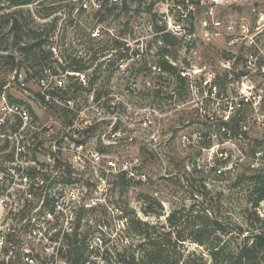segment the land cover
<instances>
[{
  "label": "rangeland",
  "instance_id": "1",
  "mask_svg": "<svg viewBox=\"0 0 264 264\" xmlns=\"http://www.w3.org/2000/svg\"><path fill=\"white\" fill-rule=\"evenodd\" d=\"M124 1L36 0L31 4L14 5L12 0H4L5 12L20 11L19 16L23 18L25 26L27 24L26 27L30 31L24 33L28 34L24 37L25 41H32L36 36L46 41L42 49H34L30 55L24 54L20 49L23 43L8 39L10 24L0 20V47L9 48L8 51L0 49V54L16 55V63L0 56V98L6 94L10 99L14 97L26 103L33 111H40L34 97L22 90L14 80L16 72L22 71L27 75L33 93L38 89L34 78L44 66L63 69L64 66L68 67L75 57L80 59L85 67L90 66V76L92 72L104 76L109 73L105 71L104 65L115 64L117 60V41L131 50H153L151 60L158 61L160 44L157 39L160 35H157L156 30L158 26L166 27L170 32L177 33L176 45H168V54L179 71L162 77L160 83L164 86L159 87L155 76L144 73L146 70L136 71L134 74L139 82L138 92L127 91L125 85L129 83L128 80H122L118 76L112 79L116 91L127 100L148 108V115L153 113L152 122L144 127V132H157L159 141L156 145H150L143 139H138L130 145L111 146L106 149V153L118 162L128 160L129 165L136 170L134 177L115 173L100 178L92 166L80 171V175L77 173L78 183L71 190L76 193L83 192V200L87 199V202L97 200L98 203L94 208H87L80 217L84 218L88 226L89 239L101 234L109 246L115 244L121 248L133 242L137 244L139 236L129 232L126 215L128 218H140L151 224L166 226L161 230H169L171 224L167 217L172 210L179 209L181 219L178 226H193L199 220L195 217L197 211L207 207L206 203L201 202L203 198L198 193L205 183L210 191L209 205L212 204L211 200L220 204L221 215L230 220V226H237L235 222H241L246 217L244 208L247 203V180L252 175L264 174V170H258L252 165L255 149L264 148V129L253 126L248 137L249 144L236 139L227 140L220 135L218 141L211 142V145H219L216 144L214 151L207 154V158L214 156L218 167L233 162L238 164L234 168L226 169L222 175L215 172L216 167L205 166L197 170L193 161L197 154L202 153L201 145L190 141L201 133L205 136V144H210L209 131L217 129L219 123L214 125L201 116V110L197 107L200 102L186 101L189 100L188 82L183 90L179 89L180 94L176 100L179 105L171 103L166 96L167 90L179 85L178 73L181 70L191 72L189 80L193 83L209 76L225 89L230 78H241L245 73L244 62L248 53L259 54L260 61L264 63V0L215 2L217 17L237 23L244 20L251 32H256L255 45L248 46L240 41L236 52L230 51L223 39L215 42H206L203 39L201 21L208 15L211 0H127L129 9L123 8ZM152 4L154 5L151 9ZM53 46L57 47L56 53L51 50ZM102 62L100 69L95 71L98 69L97 65ZM117 74L123 75L120 72H116ZM147 81L154 83L155 87L150 89L151 85H148ZM253 81L254 84L263 82L260 77ZM158 90L163 91L165 97L161 93L159 96L162 97H159ZM215 107L217 108V104L213 106ZM219 108L220 119L227 108L223 102ZM247 115H252L250 110ZM238 116L240 115L235 113L231 117ZM242 119L245 120L243 117ZM250 120L253 121V118ZM97 133L95 131L93 136ZM88 141L90 148L96 147V141L92 137ZM259 141H262L261 145ZM98 147L102 148L100 143ZM141 174L146 176L143 178ZM221 193L223 196L219 197ZM259 210L264 218V200ZM100 224L103 227H100ZM95 229L97 231L92 236L90 233ZM180 230L182 235H187L188 230ZM233 230L224 237V240L230 239L229 253L237 250L244 236L248 234L247 232L239 235L238 226ZM210 237L212 238L213 234ZM133 249H137V246ZM183 249H186L187 255L196 254L197 264H213L206 247L188 239L184 241V245L177 246L174 252ZM217 264H221L220 261ZM245 264H264V257Z\"/></svg>",
  "mask_w": 264,
  "mask_h": 264
},
{
  "label": "built area",
  "instance_id": "2",
  "mask_svg": "<svg viewBox=\"0 0 264 264\" xmlns=\"http://www.w3.org/2000/svg\"><path fill=\"white\" fill-rule=\"evenodd\" d=\"M217 1L211 0L208 15L201 21L203 39L206 42L223 39L232 52H236L240 41L248 46L255 45L256 32H251L246 21H226L215 15ZM161 27L164 29L156 30L160 35L158 61L151 60L153 50H131L120 43L116 46L119 50L115 64L104 65L109 72L107 75L92 72L90 76V66L84 70L44 66L34 78L38 86L34 93L27 75L16 72L14 80L34 97L40 111H33L26 103L11 100L6 94L1 95L0 264H118L119 245L109 246L101 234L93 236L96 229L89 239L88 226L80 217L87 208L96 207L97 200L87 202L83 200V192L71 189L78 183L77 173L80 175L87 166H92L100 178L115 173L135 176L136 170L129 161L118 162L106 153L108 147L130 145L138 139L150 145L158 143L157 132H144V127L152 122L153 113L148 115V108L127 100L116 91L112 79L118 76L128 80L127 91L138 92L139 82L134 74L146 70L144 73L155 76L159 87L164 86L160 83L162 77L174 73L164 68L162 60L177 65L169 54L162 56L161 49L167 46L163 34L168 32L177 37V33ZM51 50L56 53L57 47ZM228 63L230 65V61ZM102 65L103 62L98 64L95 71ZM244 66L241 78H230L225 89L209 76L193 83L189 80L191 72L181 70L178 88L167 90L168 100L179 105L176 101L179 89L183 90L188 82L189 100L186 101L200 102L197 107L201 116L214 125L219 123L217 129L209 131L210 144H205V136L201 133L190 141L201 145L202 153L193 161L197 170L216 167L215 172L222 175L238 164L233 162L218 167L214 156L207 158L218 144L211 145V142L218 141L220 135L247 144L253 126L264 129V63L259 54L251 52ZM116 72L126 76L116 75ZM259 77L263 82L254 84L253 79ZM147 84L151 85L150 89L155 87L151 81ZM160 93L165 97L164 92L158 90L157 95ZM221 102L227 110L219 119ZM216 104L219 109L213 108ZM249 110L251 116L247 115ZM235 113L240 116L232 118ZM95 131L98 133L93 136ZM91 137L96 141L95 148H90L88 139ZM98 143L102 148L99 149ZM263 149L257 147L254 151L252 165L258 170H264ZM141 176L144 178L146 174Z\"/></svg>",
  "mask_w": 264,
  "mask_h": 264
},
{
  "label": "trees",
  "instance_id": "3",
  "mask_svg": "<svg viewBox=\"0 0 264 264\" xmlns=\"http://www.w3.org/2000/svg\"><path fill=\"white\" fill-rule=\"evenodd\" d=\"M36 0H12L14 5L31 4ZM154 4H152L151 9ZM103 7V5H102ZM124 9H129L130 4L127 0L123 3ZM6 6L4 0H0V20H4L10 24L9 38H12L15 43H23L20 48L24 54L30 55L34 49H42L46 39L33 38L32 41H25L24 34L28 31L27 24L25 26L23 18L19 16L20 11L5 12ZM151 11V10H150ZM27 29V30H26ZM164 29L161 26L157 27V30ZM33 37V36H31ZM163 38L167 44L166 47L161 49L162 56L168 54L170 51L168 45H176L177 37L168 32H164ZM120 45V42L117 41ZM8 51V47L1 48ZM1 57H7L16 63V55L11 53L7 55H1ZM98 59V58H97ZM96 59V60H97ZM176 59V58H175ZM164 68L172 73H176L177 67L174 66L167 59L162 60ZM68 67L76 70H84L85 66L78 58H73ZM65 68V67H64ZM1 94V91H0ZM11 97V96H10ZM16 100V98L11 97ZM248 182V190L246 193V206L244 213L246 217L241 222H235L239 227V235L248 232L237 250L228 252V240H224V237L232 233L235 227L230 226V220H226L221 215L222 206L214 203L211 200L209 205L208 196L210 191L207 190V185L204 183L199 190V194L203 198L201 202L206 203L207 207L204 210L201 208L197 211V220L193 226H178L181 219V210L174 209L167 217L170 222L169 230H161L166 226H158L157 224H151L140 218L133 219L128 218V230L129 232L139 236V242L137 244L130 243L125 244L119 248L118 264H197V258L195 253L186 254V249L182 251L174 252V249L179 245H184V241L191 240L201 246L207 248L209 257L213 261V264H217L220 261L221 264H245L251 261L260 260L264 257V218L261 216L259 206L264 200V174L258 173L250 176ZM223 196L221 193L219 197ZM146 212H148L146 210ZM258 223H262L259 226ZM187 231V235H182L181 230ZM212 232V233H211ZM213 234L211 238L210 235ZM137 249H133L134 246Z\"/></svg>",
  "mask_w": 264,
  "mask_h": 264
}]
</instances>
